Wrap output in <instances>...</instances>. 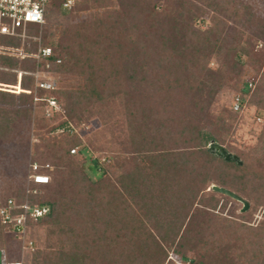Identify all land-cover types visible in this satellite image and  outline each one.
<instances>
[{
	"label": "trees",
	"instance_id": "trees-1",
	"mask_svg": "<svg viewBox=\"0 0 264 264\" xmlns=\"http://www.w3.org/2000/svg\"><path fill=\"white\" fill-rule=\"evenodd\" d=\"M202 1L204 6L191 0H73L69 14L61 12L64 0L48 1L39 47L51 54L24 57L21 68L77 76L82 86L44 89L21 74V92L0 91V140L21 117L33 146L39 149L41 142L53 158L55 179L64 176L51 186L58 191L47 194V173L49 183L28 196L48 211L26 221L32 251L22 264H264V214L256 225L247 222L248 211L223 216L228 197L210 189L214 184L243 198L249 195L245 183L264 181V122L254 144L236 147L225 137L235 134L238 114L226 106L212 113L216 95L229 87L264 120V45L255 50L264 30L257 25L254 38L237 32L228 41L227 21L251 19L248 8L239 9L235 0ZM204 7L218 17L202 30L195 23ZM80 13L85 15L78 19ZM0 43L19 47L7 36ZM27 44L26 53L36 52L37 42ZM17 61L0 56L9 69ZM245 64L256 70L251 89L237 86ZM0 83L16 85V73L0 71ZM49 99L57 109L47 114ZM114 105L126 128L117 125L124 136L114 162L120 173L92 158L93 181L78 161L89 146L69 125L92 117L105 125ZM211 143L236 159L216 156ZM1 197L20 201L23 188ZM40 229L43 247L32 248L35 239L41 242ZM5 242L0 227L1 253Z\"/></svg>",
	"mask_w": 264,
	"mask_h": 264
},
{
	"label": "rangeland",
	"instance_id": "rangeland-1",
	"mask_svg": "<svg viewBox=\"0 0 264 264\" xmlns=\"http://www.w3.org/2000/svg\"><path fill=\"white\" fill-rule=\"evenodd\" d=\"M163 1L166 2L167 0H162V2ZM191 1L199 6L205 5L202 0ZM235 4H237L239 9H241L240 7L243 6L248 8L250 14L253 17L251 19H248L247 21H245V19L242 17V19L238 23L227 21L224 28V33L227 36L228 41H230L233 34L237 32H244L245 34L253 37L252 34L256 30L257 25H259V27L264 30V0H235ZM71 9L72 6L69 10L64 11L61 9V12L63 14H69L71 12ZM80 14L81 15L78 17V19H81L85 15V13ZM216 16L218 17L217 12H215L211 8L204 7V12L195 23L196 28H200L203 30L206 27L211 26L212 19ZM42 25L36 26L35 24H28V34L41 38ZM255 40L257 39L255 38ZM15 41L17 42V44H20L19 40L15 39ZM30 41L37 42L36 40L32 39H30L29 42ZM263 45L264 41L260 39L257 40L255 42V50L261 49ZM39 46L40 41L37 42V50ZM27 47H29V45L25 44L23 50ZM0 56H10L18 60V65L15 69H9L0 65V71L8 74L10 72L16 73L17 75L16 85L13 86L0 83V91L15 94L21 92L22 89L19 86V72L23 71L21 68V62L23 58L2 53H0ZM35 71L40 72V74H42V77L47 78V81L54 82L56 88L67 85L71 87H80V85L82 86V79L77 76H72L71 78H58L54 73L47 74L39 68H37ZM256 78V70L251 65L245 64L240 76V82L237 86L239 88L242 84L247 85L250 81L254 86ZM251 88L252 87H250L249 89ZM236 95H238V91H234V89L229 87L223 88L218 93V95H216V100L212 106V113H216L221 106L231 108L234 113L238 114L239 122L235 134L229 136L228 138L225 137L226 144L236 147H242V144L252 145L255 142L256 135L262 128L264 120L261 117L254 116L253 107L248 106L247 103H245L244 108L240 111H234L232 109V101ZM113 109L114 115L110 116V118L108 119L109 122L105 125L102 124L97 117H92L87 122L80 124L77 122H71V129L73 130L74 135L76 134L80 138L82 143L88 144L89 146V148L86 150L85 156H83L81 159L78 158V161L79 164L81 163V168L88 173L89 177L93 181L95 180L96 176L91 173L90 169V160L92 158H98L97 160H99V165L101 166L103 164V167L109 169L111 172H114L115 174L120 173V171L116 169L114 162L120 160L116 157L122 151V147L120 144L121 141L124 140V136H122V132L120 133V131H118L117 125H119L120 128L126 130L125 117L121 112H119L120 109L117 105H114ZM31 132L32 131L30 130V127L27 126V123H25L24 120L19 117L17 118V121L11 125V131L8 134V137L6 139L0 140V192L2 195H11L15 193V191L23 188L26 185L30 164L29 153L33 155L34 161H37L41 164H50L51 166V168L48 169V172L46 170H41V172L43 171L45 173H49L51 176V181L46 187L47 194H51L54 189L58 191V189L51 186H54V184L56 183V179L58 181L59 178H64V176H59L55 179L53 172L55 169L52 162L53 158H51L50 154H46L45 149L41 147V142L37 141L39 142L37 145L40 146L39 149L33 146L35 142L30 139ZM87 154L90 155V157ZM128 168L130 169L129 166H126L123 170H127ZM60 181L61 180H59V182L57 183H60ZM256 184L253 185L245 183L243 188L249 195L245 196L241 194V196L250 204V211L247 210L250 214H247L246 218L247 222L251 225H256L261 220V216L264 214V181H262L260 184ZM51 188H53V190H49ZM255 197H258L259 200V203L257 205L253 202ZM224 203H226V205L222 211L223 216H237L239 214H243L239 212L242 206L239 202L228 197L225 198ZM8 234L10 233H4L7 253L0 252V264H5V262L8 260H17L21 257L23 258V254H25L27 251H32L31 248H27L23 250V253H21V242L16 240L15 238H12ZM39 234L41 237V242H38V240L35 239V243H33L32 248L43 247V243L45 241V239H43V229H40ZM171 257L172 253H169V258Z\"/></svg>",
	"mask_w": 264,
	"mask_h": 264
},
{
	"label": "built area",
	"instance_id": "built-area-1",
	"mask_svg": "<svg viewBox=\"0 0 264 264\" xmlns=\"http://www.w3.org/2000/svg\"><path fill=\"white\" fill-rule=\"evenodd\" d=\"M49 0H0V39L7 36L19 40V47L3 45L0 43V53L14 55L19 58L31 57L36 60L39 58L48 57L51 54L50 48L39 47L37 52L27 54L24 52L23 47L27 41L32 39L37 42L40 41L39 37L31 36L27 32L28 24H35L41 26L44 23V14ZM73 5V0H64L61 4L62 10H69ZM48 66V65H46ZM21 74L31 75L35 79V86L44 89H55V83L47 81V78L42 77L38 71L19 72V79ZM247 87H252L251 81L248 82ZM241 96L238 94L233 98L232 109L240 111L244 108L241 104ZM48 108L52 107L57 109L56 102L53 99L47 100ZM71 127V125H69ZM76 148L70 150L71 153ZM48 168V165H40L33 162L29 165V174L27 175L26 185L23 187L24 197L22 200L17 201L14 197H7L3 199L0 194V227L3 228L4 233L13 236L16 240L21 242V249L31 248V242H26L27 229L26 221L30 219L35 222L37 218L47 213V208L39 207L33 204L29 199L30 194H36V187L49 183L50 176L41 172ZM5 264H22V257L17 260H8Z\"/></svg>",
	"mask_w": 264,
	"mask_h": 264
},
{
	"label": "water",
	"instance_id": "water-1",
	"mask_svg": "<svg viewBox=\"0 0 264 264\" xmlns=\"http://www.w3.org/2000/svg\"><path fill=\"white\" fill-rule=\"evenodd\" d=\"M208 149L210 152H212L213 154H215L216 156L222 157L224 160H230V159H236L235 156H232L231 154H229L228 152H226V150L215 143H211L208 146ZM210 189L214 192L220 193L222 195H225L237 202H239L242 206L239 210L240 213H244L249 209V203L244 200L243 198H241L239 195H237L236 193H234L233 191L221 187V186H217V185H211Z\"/></svg>",
	"mask_w": 264,
	"mask_h": 264
}]
</instances>
